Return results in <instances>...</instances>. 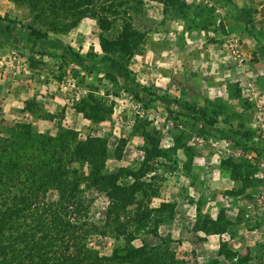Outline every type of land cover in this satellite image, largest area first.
I'll return each instance as SVG.
<instances>
[{"label":"rangeland","instance_id":"obj_1","mask_svg":"<svg viewBox=\"0 0 264 264\" xmlns=\"http://www.w3.org/2000/svg\"><path fill=\"white\" fill-rule=\"evenodd\" d=\"M254 1L101 0L100 6L105 10L109 2L119 10L115 18L112 13H106L112 23L108 32H101L97 20L86 17L77 27L57 33L51 14L41 16L39 27L75 51L93 58L102 55L100 39L119 36L122 25L129 22L142 34L140 45L128 59L125 58L136 84L205 108L220 127L229 122L226 128L230 130L240 125L252 130L254 141L264 134V28L257 24H249L246 28L237 18L238 11L244 7L251 10L252 19L257 18L261 13L260 4ZM103 9L99 10L100 14ZM7 10L10 16H17L25 24L33 22L28 8H17L11 0H0V14ZM7 49L10 53L0 49V79L4 77L5 81L14 83L23 81L25 76L34 79L28 65L29 53L23 47ZM41 61L47 72H34L40 100L35 103L31 99L25 103V108L37 120H30L28 115L22 117L23 121H8L10 125L0 128L1 138L8 137L9 128L23 124L30 125L34 134L55 137L60 129H68L76 132L80 142L98 139L107 152L103 173L121 171V186L134 179L142 185L136 202L126 208L131 214L126 212L125 216L134 218L129 232L141 212L158 208L161 203L168 205L170 218L159 224L156 235L150 224L151 233L140 231L131 245L158 247L160 254L168 249L185 264H230L231 257L219 255L220 244L225 243L230 253H236L238 258L236 261L234 257L231 264H242L243 259L245 264H264V244L257 241L258 238L244 241L242 232L258 229L260 232L252 236L264 234L261 233V230L264 232V205L255 198L264 187L259 178L261 173L256 169L264 154L241 152L232 146L225 151L221 143L215 146L217 138L200 133L199 125L179 115L177 108H168L156 100L147 101L149 98L144 95L142 98L148 104L138 103L120 78L114 82L100 73L82 72L72 65L62 67L60 61L49 57ZM50 71L64 77L58 81ZM91 95L104 108L111 109L100 122L94 123L76 111L81 100ZM36 122L38 129L33 125ZM183 147L195 151L190 165H185L187 158ZM72 166L80 168L75 163ZM219 168L227 169L238 181L237 186L229 190L231 182L228 179L219 177L218 180L212 174ZM80 169L88 174V166ZM244 173L250 175L246 182L240 177ZM218 186L224 191L213 192ZM240 188L248 193L244 202L240 200L244 209L235 212L224 198H231L229 192ZM84 195L92 201L87 213L91 230L85 236V244L99 256L108 257L126 242L116 229L118 224L106 225L107 196L93 189H84ZM47 196L54 199L55 192ZM154 216L156 214L151 218ZM120 220L124 222L126 218L122 215ZM233 223L239 224L237 229H244L240 230L243 240L238 238L241 234L237 229L232 231ZM219 229L223 231L218 233ZM232 235L239 239L233 241L236 248L229 243ZM202 241L207 244L201 246ZM153 253L158 254L157 251ZM165 260L169 262L166 257Z\"/></svg>","mask_w":264,"mask_h":264},{"label":"trees","instance_id":"obj_2","mask_svg":"<svg viewBox=\"0 0 264 264\" xmlns=\"http://www.w3.org/2000/svg\"><path fill=\"white\" fill-rule=\"evenodd\" d=\"M11 1L17 8H28L33 22L25 24L17 16L0 14V49L23 47L29 53L28 65L32 72H47L41 59L49 57L60 61L62 67L72 65L82 72L100 73L114 82L120 78L134 93L138 103L146 105L147 101L156 100L168 108L175 107L179 115L199 125L200 133L227 141L242 152L264 154V141L260 136L253 141L255 133L252 130L241 125L230 130L226 128L229 122H224L225 126L220 127L217 119L205 108L160 94L152 87L136 84L128 71L127 59L140 45L142 34L129 22L125 21L122 25L119 36L112 39L102 37V55L93 58L75 51L72 46L49 36L39 27L41 16L51 14L54 18L53 29L57 33L77 27L86 17L97 20L101 32H108L112 23L106 13H112L115 18L119 11L113 2H109L105 10L100 6L101 0ZM102 9L100 14L99 10ZM237 18L247 28L252 23L253 13L244 7L238 11ZM49 73L58 81L64 77L53 71ZM142 95L149 99L145 101ZM76 111L94 123L104 120L111 113V109L104 108L92 95L81 100V106ZM7 135V138L0 137V264H166L165 257L169 261L167 264H185L168 249L160 254L158 247L131 245L140 231L151 233L148 226L153 225L152 231L156 235L159 224L170 218L168 205L161 203L158 208L141 212L140 217L135 219L133 230L129 232L128 227L134 225V218L125 216L126 208L136 202L142 185L134 179L121 186V171L103 173L107 152L98 139L80 142L76 132L68 129H60L55 137L34 134L30 125L23 124L9 128ZM182 149L187 158L185 165H190L195 151L189 147ZM73 163L80 168L88 166V174L74 168ZM125 174L132 176L130 172ZM240 175L243 182L250 178L248 173ZM84 189H93L107 196L106 225L111 222L118 224L116 229L126 242L125 246L115 248L108 257L99 256L85 244V236L91 230L87 213L92 201L84 197ZM49 192H55L54 199L48 198ZM152 214L156 216L151 218ZM122 215L126 218L124 222L120 220ZM212 224L219 225L213 221ZM221 231L223 229H219L218 233ZM219 255L233 259L236 253H230L227 245L221 243ZM235 259L237 261L238 258ZM242 264H245V259Z\"/></svg>","mask_w":264,"mask_h":264},{"label":"crops","instance_id":"obj_3","mask_svg":"<svg viewBox=\"0 0 264 264\" xmlns=\"http://www.w3.org/2000/svg\"><path fill=\"white\" fill-rule=\"evenodd\" d=\"M253 3H258L259 8L261 13L258 15L257 18L252 19V25L257 26H263L264 28V0H255ZM9 9V8H7ZM7 14H10V11L7 10V12H5ZM12 49V48H11ZM7 52L10 51V49H6ZM12 52V51H11ZM10 53V52H9ZM34 75V79L30 78L29 76H25L26 78L23 81H19V82H9V81H5L6 78L3 77V79H0V128L5 127V124L10 125V123H7L8 121H12V122H18V121H23L22 117H28L31 118L30 120H37L32 112L30 110H27L25 108L26 104L29 100H33V102H38V100H40V96H38V92L39 90L37 89L38 87V83L35 81V79L37 78L35 76V73L33 72ZM36 77V78H35ZM56 83V82H53ZM34 118V119H32ZM42 123L45 124V121H42ZM37 122L36 124L34 123L33 125L37 128ZM43 124V125H44ZM42 125V124H41ZM212 174H215V177L217 176L218 180L220 178L225 179V180H229V182H231L230 186L227 187L229 190L231 189V187L233 185L237 186L238 181L236 179H233L231 177L230 172L227 169H221L219 168V171L215 172L212 171ZM220 177V178H219ZM224 188L222 186H218L216 189H213V192L216 193H220L223 192ZM248 193V190L246 192H244V188H240L238 190H234V192H229V194H231V198L228 196L227 198H224V200H227V203L229 205V207L232 208V210H234L235 212H239L240 209H244L242 208V204H240V200H242L241 202H244L245 200V195ZM241 197H243L241 199ZM235 225H233L231 227L232 231L234 232L235 229L240 228L238 223H233ZM236 227V228H235ZM242 229V228H241ZM241 229H237L238 233L241 234L240 237L238 236H230V240L229 243H231L230 245L233 248H236V244L233 243L234 240H237L238 238H240V240H243V236H242V232H244V241L245 240H251L252 238H258L259 242H261L262 244H264V234H259L258 236H252V235H257V234H252V233H259L260 231L254 230L253 232H248V231H240ZM261 233H264L261 230ZM238 237V238H237ZM239 240V239H238ZM213 241V240H212ZM219 242V241H218ZM213 243V242H212ZM247 244L248 241H246ZM203 244H207L206 241H202L201 246ZM216 245L219 246L216 242ZM240 245V244H239ZM205 247V246H204ZM213 247L215 248V241L213 243ZM241 247V246H240ZM203 249V248H202ZM201 249V251H202Z\"/></svg>","mask_w":264,"mask_h":264},{"label":"built area","instance_id":"obj_4","mask_svg":"<svg viewBox=\"0 0 264 264\" xmlns=\"http://www.w3.org/2000/svg\"><path fill=\"white\" fill-rule=\"evenodd\" d=\"M260 138L264 141V134H262L260 136ZM201 141H203V140H201ZM219 143H221V146L224 147L225 151H228L229 148H231V144L229 142L224 141V140H219V139L215 140L214 145L216 146ZM252 156H254V155H252ZM256 167H257L256 169L259 171V173H261V176L259 178L262 179L263 183H264V159L259 160L256 164ZM255 198L259 204L264 205V187H263V190L259 194H257Z\"/></svg>","mask_w":264,"mask_h":264}]
</instances>
